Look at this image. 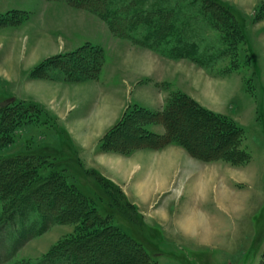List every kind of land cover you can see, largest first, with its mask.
<instances>
[{"label":"rangeland","instance_id":"1","mask_svg":"<svg viewBox=\"0 0 264 264\" xmlns=\"http://www.w3.org/2000/svg\"><path fill=\"white\" fill-rule=\"evenodd\" d=\"M25 1L0 0V5L14 2L15 5L21 6ZM32 1L30 0V6L33 7ZM221 1L240 13L236 14L243 20V38L239 36L236 28L232 31L226 26L233 34L229 39H224L221 27L214 26L211 8L210 11L205 9L202 0H115L118 9L133 4L135 10L141 13V20L151 12L165 10L171 18L169 23L178 31L177 37L182 42L174 44L177 37H167L161 45L153 44V48L159 47V51L168 53L172 48L179 47L187 51L188 47L192 46L189 51L192 52L191 55L202 63L203 60L206 61L204 65L211 64L208 68L194 64L192 59L170 58L161 52L143 47L142 42H145V37L149 35V28L144 21L138 24L129 23L123 36L118 37L119 34L109 28L111 34L107 33L103 20L93 23L91 20L95 21V18L80 11L86 10L69 5L67 9L70 11H80L77 13L80 16L81 13L84 14L85 22L81 24L79 21H73L71 27H65V31V22L52 24L49 27L52 39L49 44L48 34L46 33V39L42 36L44 24L37 14L16 11L0 13V101L14 97L18 111L20 109L26 116L30 112L35 118L38 116V124L21 123L16 127L13 122L9 126L8 132L12 134V141L2 145L0 157L30 153H38L40 157L48 154L52 157L56 152L57 160L63 161L64 164V178L76 181L81 190L93 196L99 206L114 211L112 220L110 219L114 224L141 240L148 249L158 251L161 256L151 264H264V13L261 12L264 9L261 8V4L264 6V0ZM54 12L58 15L59 22L63 15H71L69 11ZM80 16L78 19L81 20ZM133 26L136 28L132 29ZM155 26L153 29H157V21ZM79 33L83 37L88 36L93 42L87 45L101 51L103 60L106 59L105 65L102 63L97 78L88 75L90 78L85 81L66 82L72 85L70 88L52 83L43 76V64L64 55L59 53H72L70 50L83 38L76 36ZM75 36L78 40L73 44L71 42L75 41ZM131 42L135 48H130ZM138 47L145 50L136 49ZM146 50L160 57L151 54V66L144 67L138 60L142 61V57H147ZM94 51L97 53L98 50ZM222 54L224 56L218 58V55ZM132 72L138 77L134 80L135 83L133 81L132 85L130 84L133 88L128 89L126 107L118 121L108 127L101 137L88 142L87 132L79 128V123L90 119L88 115L92 106L87 99L96 94V87L90 84L81 90L76 88V85L82 86L99 79V83L108 91L115 89L120 81L118 76L111 78L114 74H120L123 79H127L126 76ZM146 77L170 78L171 82L178 86L179 92L194 95L192 104L186 109L192 107L194 110H206L225 116L239 125L244 131L240 148L248 152L249 156L242 160L224 156L205 158L219 153L224 145L222 143V146H219L214 138H210L215 134L211 133L212 130L205 132L209 127L200 122L203 119L202 114L194 113L191 109L194 119L190 117V121L184 120V124L177 125L182 130H188L186 133L190 137L187 141L192 153L185 146H176L186 153L187 164H183L182 168L170 170L168 176H171V182L167 188L156 189L147 197L146 192H149L141 191L144 197L139 198L136 188H132L135 184H132L133 178L135 182L140 178L139 184L143 182L142 177L147 180L151 169L148 170L145 164L149 165L152 161L150 165H156L160 150L172 146L160 147L149 139L139 137L140 133L136 127L140 125L147 132H150V129L164 132L162 123L156 121V118L136 114L137 108L145 109L144 105L150 106V99L142 100V95L140 98L134 96L139 85L147 84ZM38 80L50 82L43 92L31 88V84ZM124 86L129 87L127 84ZM164 86L161 85V88ZM203 86L210 91L204 94ZM111 94L112 92L104 94L110 101L109 106L115 103ZM155 95L157 107L146 108L149 114H159L163 111L160 110V100L157 94ZM137 101H141V106L135 104ZM31 102L41 107L40 116L36 110L34 113L27 107V103ZM132 115L139 122L128 124L126 121ZM86 123L84 122L85 126L88 125ZM188 126H191L190 129ZM72 129H78L72 135L73 138L69 133ZM141 134L144 135L142 132ZM53 150L55 152H52ZM100 155H116L128 160L138 156L133 160L130 181L117 185L102 174L97 166L100 164ZM163 162L164 160L159 161L161 165ZM35 166L39 167V172L43 174L50 167L49 164H44V159L38 161ZM4 170L6 169L0 168V188L4 186L10 189L11 183L12 186L21 185L20 178L18 181L17 177L11 179L6 176ZM30 178L32 180V176ZM26 184L29 185L30 182ZM110 186L116 191L118 205L112 202L109 196ZM52 191V195L42 200L52 205L51 211L55 210L54 215L60 216L62 223L51 225L42 235L25 242L17 244L14 240L17 246L8 264H34L60 244L66 248L73 246L81 249L84 253L83 263L143 264L140 263L142 259L134 256L131 249L126 248L121 241L114 243L112 240L111 243V240L107 242L100 236H84L85 230L76 217L80 205L76 204L63 211L65 200L71 197L64 195L61 190ZM55 192L59 194L58 198L53 194ZM2 208L0 202V211ZM186 214H191L194 219L201 216L200 224H203L197 229L191 227V231L185 230L183 226L187 223L182 222L181 218ZM31 220L38 219L34 216ZM31 220L23 224L18 223L16 229L22 230L25 226L29 229ZM180 222L182 228L179 226ZM8 231L6 229L4 235H7ZM130 256L135 259L129 263Z\"/></svg>","mask_w":264,"mask_h":264},{"label":"trees","instance_id":"2","mask_svg":"<svg viewBox=\"0 0 264 264\" xmlns=\"http://www.w3.org/2000/svg\"><path fill=\"white\" fill-rule=\"evenodd\" d=\"M47 1L64 2L73 7L81 8L95 14L105 22L110 30H114L118 33V37L123 36L129 23L138 24L140 21H144L149 28V35L145 37V42H142L143 47L151 48L152 51H158L159 53L161 52L170 58L177 59L182 57V59H192V62H195V64L200 67L208 68L211 65H204L206 61L203 60L204 63H202L197 58H194V55H191L192 52H189L192 50V46H189L187 51L179 49V47L172 48L168 53L159 51V47L153 48V44L161 45L167 37L174 39L178 36V31L169 23L171 18L169 13L165 10L151 12L141 20V13L135 10L133 4L127 6L128 8L118 9L115 6V0ZM201 3L207 10L211 8V18L214 20V26L216 25L217 28L221 27L224 39H229V36L233 34L230 33L227 27L231 28L232 31H234L233 28H236L239 36L243 38V20L238 17L233 9L223 4L222 1L220 2V0H202ZM262 7L264 8L261 4V8ZM262 10L261 12L264 13V9ZM208 11H210V9ZM262 18H264V16ZM156 21L157 29H153L156 27ZM134 28L136 27L133 26L132 29ZM181 42V39L177 37L174 44H180ZM94 50H98L97 53H95ZM92 53L94 54L92 55ZM220 56L223 57L224 55H218V58ZM102 63L103 58L101 51L98 48L86 45L70 54L60 55L58 58L43 64V76L47 77L49 80H54L57 76L56 72H60L66 82L85 81V79L90 78L88 75L92 76L91 78L98 77ZM6 100L8 101L7 103H5ZM15 100L16 98L13 97L5 98V100L0 101V149L5 143L12 141V134L8 132V129L13 122L16 124V127L21 123L29 124L33 122L38 124V116L35 118L31 112L26 116L20 109L18 111V107L15 106ZM191 101L192 99L183 92H176L168 98L163 111L159 114H149L147 110L137 108V115L141 114L142 117L149 116L152 119L156 118V121L162 123L165 128L164 135H156L147 132L146 129L139 124L140 126L138 128L136 127L140 133L139 137L141 139H149L152 143L160 147L166 145L185 146V148L192 153V149L187 141L188 138H190L186 133L188 130L184 129V127V130H182L178 128L177 125L184 124V120L190 121V117H193V112L190 111L193 109L194 113L202 114L203 119L200 120V122L208 125L209 128L207 127L208 129H206L205 132L207 130H212L211 133L215 134L210 138H214L213 140H216L219 146L224 145V148H222L219 153L208 155L205 158L211 159L224 156L225 158L229 157L234 160L235 158L242 160L249 156L248 152L240 148L244 131L239 125H236L231 119L225 116L213 114L206 110H194L192 107L191 109H186L187 106L192 104ZM27 104L29 110H33L34 113H36V110L37 114L40 116L42 110L40 106L32 102ZM134 115L130 118H128V116V119L126 118L128 124L133 121L139 122L136 117L133 118ZM179 121L180 123H178ZM190 127L191 126H188L189 129ZM141 132L144 135H142ZM52 152L55 151L53 150ZM57 157L56 152L55 156L52 155V157L48 154L40 157L38 153L14 155L7 158L0 157V168L6 169L4 170L6 176L11 179L17 177V181L18 178L21 179V185L16 184L12 186L11 183L10 189L4 186L0 188V202L3 205L0 211V245L2 246H0V264H8L13 258L15 247L17 246L14 240L17 244L25 242L33 239V237L42 235L51 225L62 223V218L54 215L55 210L51 211L52 205H49V203L47 204L46 200L45 202L42 200L47 199L48 195H52V190L54 189L61 190L64 195L68 194L71 197L70 199L68 198L67 201L65 200L63 211L71 209L74 205L76 206V204L80 205L78 206L79 209L76 211V217L82 225V229L85 230L83 233L84 236H100L105 239V241L107 240V242L111 240V243L112 240L114 243L121 241L126 248L131 249L134 256H139V258L142 259L140 261L138 258L140 263H155L156 259L161 256L158 251L156 249H148L141 240L129 235L123 228L114 224V222L111 221L114 211L102 208L98 205L97 201L93 199V196L87 195L86 191L84 192L81 190L76 181H69L67 177L64 178L62 175L64 164L62 163L63 161L57 160ZM41 159H44V164L50 165L49 170L44 171V174L40 173L39 167L35 166ZM31 176L32 180L30 178ZM28 181L30 182L29 185L26 184ZM23 186H25V188H22ZM111 187L112 186L108 187L109 196L112 202L114 201V203L118 205L115 196L116 191ZM53 194H56L55 196L57 198L59 197L57 192ZM34 216L37 217V221L31 220ZM30 220L32 225L29 226L30 228L28 227L29 229H26V226L23 228L24 230L22 229L23 231L16 229L18 223L21 222L20 224H23ZM6 229L9 231L7 235H4ZM8 240L10 242H8ZM1 248L4 250H1ZM83 259L84 253L81 249L73 246L66 248L60 244L56 245V248L52 249L47 255L34 264H89V262L83 263ZM133 259H135V257L130 256L128 262H133ZM24 264L32 263L27 262Z\"/></svg>","mask_w":264,"mask_h":264},{"label":"crops","instance_id":"3","mask_svg":"<svg viewBox=\"0 0 264 264\" xmlns=\"http://www.w3.org/2000/svg\"><path fill=\"white\" fill-rule=\"evenodd\" d=\"M32 2L34 3L33 7L30 6V0H26L25 2H23L21 6L15 5L14 2H9L5 5H0V13H6V12L12 13V12L16 11V12H30V13L33 12V13L37 14V17H40L41 20L43 21L42 24H44V28L42 29L44 32V35H42V36H43V38L46 39V37H45L46 33L48 34L47 39L49 41V44L51 43V40H52L51 35H50V31H49V27L52 24H61L62 22H65L66 24L63 23L64 24L63 29L65 31L66 28L71 27L70 25H72L73 21H79V22H81V24H82V22H85V20H83V17H84L83 13L89 14L91 17L95 18V21H93L94 19L91 20L93 23H97V22L99 23V21L102 22V20L99 19L98 16L92 15L91 13H89L87 11L85 12L83 10H80L83 12V13H81V16H82L81 17L79 14H77V13H80V11L77 13L72 12L74 10L70 11L69 9H67L70 6L64 2H54V1H47V0H33ZM35 6H36V8H35ZM54 11H58L57 13H63L64 11H66V12L69 11V12H71L70 13L71 15H69V14L63 15V18L59 22L58 18H57L58 15ZM234 12L237 13L238 11L237 12L234 11ZM237 14L240 15L239 12ZM78 16L81 17V20L78 19L79 18ZM50 18H53V19L51 20ZM43 19H45V20H43ZM104 25H105L107 33L111 34L107 25L106 24H104ZM76 36H78V38L83 37L82 34H80V33ZM76 36H75V41H72L71 43L74 44L76 42V40H78V39H76L77 38ZM87 37L81 38V40L78 42L76 47H74L72 50H70V52H74V51L78 50L79 48H81V46L83 47L89 43H93L91 41V39H89ZM129 45L131 46L130 48L136 47V46H134V44L132 42ZM51 46L53 48L54 45L52 44ZM136 49H141V48L138 47ZM141 50H145V49H141ZM105 52H106V49H105ZM146 52L148 53V55H146L147 57H145V56L142 57L143 58L142 61L138 60V62H140V64H141V66H144V67L151 66V63H152L150 60L152 52H150L148 50H146ZM59 54H65V53H59ZM154 55L158 56L156 54H154ZM158 57H160V56H158ZM162 59H163V57H162ZM163 60L167 61V59H165V58ZM170 61H172V60H170ZM105 62H106V59L103 60V66L105 65ZM160 62H162V61H160ZM173 63H175V62H173ZM56 75L57 76H56L54 81L50 80L52 83L64 85L67 88H70V86H72L71 84H67L66 81H64L63 76L60 72H56ZM152 75L153 74H151V76ZM117 76L120 78L119 83L115 86V89H111L108 91L105 90L106 87L104 85H101L99 83L100 82L99 79L94 80V81H89L88 83H85L82 86L76 85V88L79 87L78 89H81V90L82 89L84 90L85 88H83V87L90 85V84L96 87V91H95L96 94L95 95L93 94L94 96L92 95L91 99H87V97H86V99L88 101H90V105L92 106V110H90L91 112L88 115V117L90 116V119L87 121H80L81 123H79V128H81L82 131L85 130L87 132L88 142L92 141L96 137H101V135L105 134V131L107 130L108 127H110L112 124H114L118 121L119 116L122 114L123 109L126 107V103L128 100L127 92H129V90L133 88V87H131V85H132L133 81L136 80V78L138 77V75H135L132 72L131 74H129V76L128 75L126 76L127 79L126 78L123 79L122 76L120 74H117V73L114 74L111 78H114ZM211 77H212V75H211ZM145 80L147 81V84H145V86H143L140 83L141 85H139L137 87V89L135 91V95H134L136 98H140L142 95L143 96L142 100L150 99L149 100L150 106L144 105L143 107H146V108L151 107V109H156L155 107H157L156 106L157 104L155 102L156 101L155 100V96H156L155 94H157V96L160 100V105H161L160 110L161 109L163 110L165 107L166 101L171 96V94L174 93L176 90H177L176 92H179L178 86H175L171 82L170 78L168 79V78H160V77L159 78L146 77ZM125 81H126V83H125ZM135 82L136 81H134V83ZM43 83L44 82H42V80H38L36 82H33V84H31V88L36 89L37 91L39 90V92H43L46 88H48V83H50V82L44 83V84ZM124 84L129 85V87H127V86L125 87ZM163 84L166 87L168 86L169 88L168 87L166 88L165 86H164V88H161V85L163 86ZM203 91L205 94V93H207L206 91H210V90L206 89L205 86H203ZM109 92H112L111 97H112V95L114 96L115 103L113 104V106H109L110 104L108 102H110V101L104 97L105 96L104 94L109 93ZM182 92L184 94H186L187 96H189L191 99L192 98L194 99V95L187 93V92H184V91H182ZM211 93H213V92H211ZM139 102H141V101H137L135 104L141 106V104ZM111 110H113V112ZM84 122L88 123L87 126H89V129H87V126L84 125ZM162 129L164 131L162 133L158 132V129H156V130L150 129V132L156 133L158 135L159 134L164 135L165 129L163 128V126H162ZM77 130H75V131H77ZM75 131L72 129V132H69L71 137L73 134H75ZM144 153L145 152H141V154H144ZM146 153H148V151H146ZM96 154H97V156L99 155V153H96ZM139 155L140 154H138V156ZM157 155H158L157 156L158 161H157L156 165H154V166L150 165V163L152 162L151 159H150L151 162L149 163V165L145 164L146 168H148V170H150V169L151 170H150L149 175H147L148 176L147 180L145 179V177L144 178L142 177V180L144 183L142 182V184L141 183L139 184L140 178L137 179V181H136L137 183H136L135 178H133L132 184L133 183H135V184H133L134 186L133 185H131V186H133L132 188H134V187L136 188V190L138 191V194H139V196H138L139 198H141L143 196L141 191L147 190L149 192V193L146 192L145 197H147L148 195L152 194L153 191H155L156 189H159L162 187L167 188L169 183L171 182V180H169L171 176L170 175L168 176V173L170 172V170L175 169V168H180V167L182 168L183 167L182 165L185 163L187 164V161H188V157H187L186 153L184 151H182L180 148H176L175 145H172L168 148H163L162 150H160L159 154H157ZM138 156H136L135 158L130 157V159L128 160L126 157H120V156H116V155H112V156L109 155L107 157H104V155H100V159H99L100 164L99 165L97 164V166H98V169H100L99 171L102 174H104L108 179H110L111 181H113L115 184L118 185V183L130 181L131 171L133 170V164H134L133 160H135ZM160 160L161 161L164 160L162 165H161V163H159ZM190 162L191 161H189V163ZM161 169H162V171H161ZM131 180H132V178H131ZM207 185L210 186V184H207ZM152 189H154V190H152ZM188 215H190V214H186L184 217L181 218L182 222H185V221H187V219H189ZM179 226L182 228L183 225H181V222H180ZM193 227H197V226H193ZM184 229L186 230L187 228L184 227Z\"/></svg>","mask_w":264,"mask_h":264},{"label":"bare ground","instance_id":"4","mask_svg":"<svg viewBox=\"0 0 264 264\" xmlns=\"http://www.w3.org/2000/svg\"><path fill=\"white\" fill-rule=\"evenodd\" d=\"M99 124V123H98ZM190 216V217H189ZM188 218L189 219H187V221H185L187 224L184 226L185 228H187L188 230H192V229H197L198 228V226L199 225H202V224H200L201 222H202V217L201 216H198L197 218H195V219H197V220H195L193 217H191V214L190 215H188ZM195 221H196V224L197 225H195ZM193 226H197V227H193ZM191 227H192V229H191Z\"/></svg>","mask_w":264,"mask_h":264}]
</instances>
